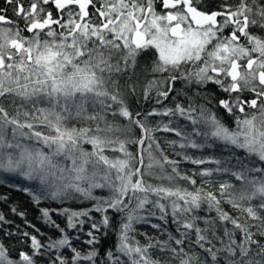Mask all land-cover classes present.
Returning a JSON list of instances; mask_svg holds the SVG:
<instances>
[{
  "label": "snow or ice",
  "instance_id": "obj_1",
  "mask_svg": "<svg viewBox=\"0 0 264 264\" xmlns=\"http://www.w3.org/2000/svg\"><path fill=\"white\" fill-rule=\"evenodd\" d=\"M5 2L18 19L0 9V172L34 182V190H23L37 204L42 199L92 202L89 209L51 211L66 218L67 228L84 231L88 224L89 245L100 243L96 234L101 229L106 235L118 227L115 253H106L111 264H264V243L256 238L264 237V166H258L264 164V36L249 31L264 29V2L238 0L210 12L199 9L201 0H99V6L94 0ZM157 3L163 11H157ZM149 49H154L151 73L158 75L145 84L144 99L154 93L156 102L163 103L177 81L186 89L195 86L202 96L200 89L211 83L228 94L217 107L235 126L192 97L187 105L152 110L143 119L139 112L134 116L126 97L136 89L127 81L138 57ZM245 92L253 95L244 98ZM155 116L170 119L149 121ZM176 116L190 122V133L170 126ZM161 131L182 137L180 149L222 145L233 153L240 150L233 167H219L221 159L184 156L194 165L218 166L193 175L229 173L239 186L219 182L218 194L203 186L211 180L197 186L196 179L181 172L180 161L164 153L155 135ZM133 144L135 153L129 150ZM224 202L245 218L230 215ZM205 207L215 217L199 215ZM109 210L120 214L118 226ZM42 212L45 223L63 233L50 241L49 249H70L74 264H97L95 247L86 254L78 251L50 211ZM153 216L165 224L170 216L178 236L169 231L167 239L159 240L142 233L146 242L137 240L135 225ZM30 240L33 254L21 251L18 260L0 243V264H36L34 256L43 245L35 235ZM56 259L68 264L61 256Z\"/></svg>",
  "mask_w": 264,
  "mask_h": 264
},
{
  "label": "trees",
  "instance_id": "obj_2",
  "mask_svg": "<svg viewBox=\"0 0 264 264\" xmlns=\"http://www.w3.org/2000/svg\"><path fill=\"white\" fill-rule=\"evenodd\" d=\"M203 3L198 5L200 10L205 12L213 11V9L220 7V2H216L213 0H201ZM264 2V0H262ZM250 32L258 35L264 36V29L253 28L250 27ZM154 49H149L148 51L142 53L140 57H138L137 67L131 70L134 75L132 78L127 81L130 87H135V92L127 95V106L129 110L135 114L139 112L141 116L139 118L143 119L144 115L152 110L162 111L164 108H174L177 103L182 105H187L190 100L189 97H192L197 105L206 104L208 107L212 108L213 111H216L220 118L229 126H233L234 122L232 117L229 116L223 109L217 107L218 101L220 99L227 98L226 93H223L219 90L218 86L209 83L205 88L200 89V92L203 93L202 96L196 95V87L186 89L185 84L182 81H177L174 85L173 92L170 94L168 100L163 101V103H157L156 97L153 94L150 95L149 99H144V86L148 80L157 78L158 74H152L148 69L152 60V53ZM144 66V69H142ZM146 67V68H145ZM142 69V70H141ZM166 75V74H165ZM124 83V79H121V84ZM233 95H236L233 93ZM253 94H246L244 98H250ZM21 101L17 100V105H19ZM159 104V105H158ZM4 106L9 109L11 112V107L9 106V102L5 101ZM179 118V120H178ZM111 119V117H110ZM149 121H155L156 123H167L169 121V117H149ZM172 123L171 127L176 128L182 132L190 133L192 131V125L190 122L184 120L183 117L176 116L171 118ZM127 123L126 121H124ZM235 126V125H234ZM233 126V127H234ZM155 135L159 139V143L161 148L164 150V153L172 160H178L179 169L182 173H185L189 176H192L197 181V186L202 184V181L207 179L211 180V184L203 185L207 190L217 192L218 194V184L223 181L235 182L237 186H239V181H236L234 177H232L229 173H223L222 176H218V173L214 172L212 177H201L200 175H193L194 172H199L206 168H216L215 164L206 163L204 165H194L184 159V156H191L193 158H203V159H221L222 164L219 167H233V162H229L228 157H224L225 153H217L204 149H194L189 148L187 150L180 149L179 143L182 140V137H178L174 132H157ZM134 136H140V130L134 127ZM180 139V140H179ZM171 141H176L175 147L170 145ZM86 148L90 149L89 145H85ZM137 145H130L129 150L134 153L137 151ZM159 155V153H157ZM213 155V156H212ZM147 163V161H145ZM178 183L182 186L192 188L186 181H178ZM101 190H97V194L100 193ZM64 207H70L72 210H83V207H92V202L85 201V203L81 206L80 201H71L65 202L63 204L58 203L52 200H41L39 204L35 203L33 197L29 195L27 191L23 189L16 188L9 180L4 179L3 176H0V215L4 217L3 221H0V243H2L5 248L8 250V255L10 258L14 260L19 259V252L23 251L28 253L29 255L33 254V249L31 248V240L30 236L35 235L38 240H40L43 247L40 249L39 255H35L34 259L36 264H60V262L56 259L57 256L63 257L67 260L68 264H74V253L71 252L70 249L57 250L55 248L49 249L48 244L50 241L56 240L58 238H62L63 233H61L58 229L53 228L51 225L45 223V218L43 217V209H48L52 215V218L60 225L61 228L67 229L66 218L62 215L58 216L55 212H52L53 209H61ZM222 207L225 211H228L232 216H238L243 220L246 216L245 213L238 212L233 209L231 205L224 202ZM15 209V211H13ZM112 216V222L115 225H119L120 223V214H113L111 210L108 213ZM147 215V213H145ZM201 216H209L215 217V212H208L206 207L199 213ZM97 220L100 218V214L96 213L94 216ZM201 227H203L202 221ZM249 223H255L254 221H249ZM151 224H160V229H154L151 227ZM230 227V225H229ZM136 239L141 243L146 242L147 237L142 235V233H147V236L154 237L159 240L167 239V233L171 231L173 235H177L175 232L176 225L172 223L171 217H168V223L165 224L164 221L157 219L155 216L149 217V223H139L135 225ZM89 230V227H85L84 232L81 233H72L69 235L75 238H70L73 247H75L78 251L82 253H87L95 247L98 251V255L96 257L97 264H111L107 260V251L111 250L115 253L116 245L118 243V227L116 229L109 228L107 230V234L105 235V230L101 229V232L96 234L100 240L99 244L89 245L86 244L85 241L90 239L86 233ZM255 231V229H253ZM24 232H28L29 237H24L22 234ZM74 232V231H73ZM79 237V239H76ZM194 238V237H193ZM239 235H237V240H239ZM264 243V237H256ZM219 246V245H217ZM255 247V246H253ZM197 252H200L203 255V252L198 247L196 248ZM158 258L167 259V254H159L157 253ZM79 264H90L87 261H81ZM223 264V262H221Z\"/></svg>",
  "mask_w": 264,
  "mask_h": 264
},
{
  "label": "rangeland",
  "instance_id": "obj_3",
  "mask_svg": "<svg viewBox=\"0 0 264 264\" xmlns=\"http://www.w3.org/2000/svg\"><path fill=\"white\" fill-rule=\"evenodd\" d=\"M213 1H218V2H220V7H217V8H215V9H213V11H223L224 9L221 7V5H223V4H225V3H228V4H232L233 6H235V4L236 3H238V0H213ZM217 2V3H218ZM219 19H221L220 17H218V20ZM226 31V33H227V31L228 30H225ZM249 31H250V28H249ZM242 63H243V61H242ZM146 68V67H145ZM142 69H144V66H142ZM141 69V70H142ZM150 72H151V64H150V66H149V69H148ZM246 94H250V93H248V92H245L243 95L244 96H246ZM162 99V98H161ZM159 105V104H158ZM246 111H254V110H252V109H247L246 108ZM178 120H179V118H178ZM234 126V125H233ZM232 126V127H233ZM195 139H197L198 140V142H199V139L200 138H196V137H194ZM180 140V139H179ZM181 142H183V140H181L180 141V143ZM204 148H206V150H208V151H210L211 153H213V152H217V153H225L226 155L224 156V157H228V161L229 162H233V164L235 165V163H236V161H235V158H234V156L235 155H238V154H240V150H235V153H233L232 152V150H230V149H226V148H224L222 145H220V146H213V147H204ZM204 148H201V149H204ZM187 149H189V148H186L185 150H187ZM200 150V149H199ZM213 156V155H212ZM233 165V166H234ZM258 166H264V164H259ZM216 167H218L217 165H216ZM224 172H219L218 173V176L220 177V176H222V174H223ZM226 174H228V173H226ZM254 175H259V174H254ZM0 176H3L4 177V179H6V180H9L14 186H16V188H19V189H24L25 187H28V188H30V189H35V187H36V185H35V183L34 182H28V181H25V180H23V179H21V178H19V177H16V176H11V175H9V174H6V173H2V172H0ZM232 183H235L234 181L232 182ZM42 200H47V199H42ZM79 201V200H78ZM85 203V201H80V204H81V206L83 205ZM253 203L254 204H256V203H258V201H253ZM84 209H89V207H83V210ZM95 214L96 213H92V215L93 216H95ZM89 227V225L88 224H85V226H84V229H85V227ZM74 231V232H73ZM70 232H72V233H83L84 231H78L77 229H67L66 230V233L69 235V233ZM77 233V234H78ZM70 236V235H69ZM70 238H75V237H73V235L72 236H70ZM77 239V238H76ZM80 240V239H79ZM61 250H63V249H60V251ZM64 251V250H63ZM118 255V254H117ZM122 259H123V257H121Z\"/></svg>",
  "mask_w": 264,
  "mask_h": 264
},
{
  "label": "flooded vegetation",
  "instance_id": "obj_4",
  "mask_svg": "<svg viewBox=\"0 0 264 264\" xmlns=\"http://www.w3.org/2000/svg\"><path fill=\"white\" fill-rule=\"evenodd\" d=\"M22 2L25 3V5H27L28 0H22ZM94 3H96L97 6H99V0H94ZM45 7H48V8L50 9V6H45ZM156 7H157V11H163V9H161V8L159 7V3H157ZM0 9H7V12H6L5 14H6L8 17H10V18H12V19H14V20H15V19H18L17 17H14V16H13V13H12V6H9L8 4H6L5 0H0ZM89 12H90V14L92 13V8H91V6L89 7ZM53 15H54V17H55V16H56V13L54 12ZM90 18H91V20H92V22H93L94 24H95V23H99V20H97L96 15H91ZM20 26H21V27L24 26V25H23V22H21ZM24 34H25V35H29V33H27V32H25Z\"/></svg>",
  "mask_w": 264,
  "mask_h": 264
},
{
  "label": "bare ground",
  "instance_id": "obj_5",
  "mask_svg": "<svg viewBox=\"0 0 264 264\" xmlns=\"http://www.w3.org/2000/svg\"><path fill=\"white\" fill-rule=\"evenodd\" d=\"M203 2L201 1V4H202Z\"/></svg>",
  "mask_w": 264,
  "mask_h": 264
}]
</instances>
